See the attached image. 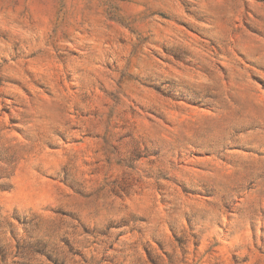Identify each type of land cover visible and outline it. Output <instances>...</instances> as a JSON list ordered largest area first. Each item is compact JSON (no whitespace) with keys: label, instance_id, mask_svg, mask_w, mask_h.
<instances>
[{"label":"rangeland","instance_id":"374dc122","mask_svg":"<svg viewBox=\"0 0 264 264\" xmlns=\"http://www.w3.org/2000/svg\"><path fill=\"white\" fill-rule=\"evenodd\" d=\"M0 264H264V0H0Z\"/></svg>","mask_w":264,"mask_h":264}]
</instances>
